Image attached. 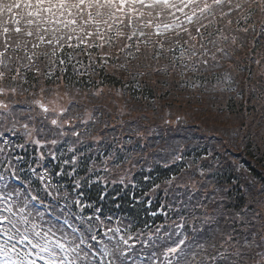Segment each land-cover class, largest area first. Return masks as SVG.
<instances>
[{"label":"trees","instance_id":"16d2710c","mask_svg":"<svg viewBox=\"0 0 264 264\" xmlns=\"http://www.w3.org/2000/svg\"><path fill=\"white\" fill-rule=\"evenodd\" d=\"M236 29H239V25H237ZM50 31V33H54L53 29ZM214 34L215 33H212V35ZM238 44H244L245 47H247L246 42L242 38L239 42L237 41L235 45L230 44V49L227 48L229 52L227 54L229 57L231 53H233V55L230 59L231 61L228 60V62L233 63L237 73H247L248 79L245 80V84L250 87L253 92H256L254 95L259 97L264 93V72L253 71V69H258L259 67L254 64L255 60H260L261 63H264V47H261L260 44H255L251 51H245L244 48L237 47ZM73 45L76 49L74 53L80 55L79 57L82 62L91 66L89 68L87 67L86 73L80 75L76 74L72 63L69 64L71 65L70 67L67 65L64 69L60 67L61 64L57 63L54 71L47 73L46 69H44L38 73L39 76L32 71H25L23 73L26 78L24 83H27V85L19 83L17 87H20L22 90L34 87L35 91H39L40 93L42 90L46 91L49 89L51 85L60 86L61 84H64L66 89L76 92L74 94L76 95L77 100H80V106L83 108H89V106L92 105L93 108H91V110L102 114V117L104 118L102 125L104 128L110 126L108 134L126 135L130 144L132 142L134 143L135 150L140 149L143 134H139L138 132L133 133L131 127L127 126L128 122L137 121L139 122L137 123L138 126L146 129H148L152 123L158 124L161 129H169L171 124H165L164 120L160 119L161 114L165 115L170 112L167 110L170 108L168 106L169 104L165 103L169 98L175 97L176 102H179L177 100L179 99L178 96L184 94L185 96H182V98L187 99V102H192L189 100L192 98L197 99L195 103H200L202 99L200 97L203 95L201 89L204 87L213 88L217 82H226L225 78H227V82L226 85L223 86L226 88H231L233 86L238 87L236 84L238 76L235 75L232 70L221 72L217 69V66L220 65H223L224 67V62L226 61L224 57H219L218 60H215V62L219 61L216 63L218 65H215L211 71L199 70L197 63H195L193 65L192 73L187 75L183 71L182 65L184 63L182 60L181 63L179 61L182 59V55L180 56V59H175L174 57L178 55L175 46L169 50V55H166L167 58L163 60L160 67H152L145 62H140L137 65L136 62L129 59V63H131L130 67L127 65V68L125 69L123 68L124 65H118V59L120 57L114 55L110 56L111 65L109 68L104 66L100 67V62L98 60H88V57L84 56L83 39L75 41ZM66 50L68 51V49L65 48L63 54L67 55ZM161 53L162 50L156 49V51L153 52V58L163 56L164 54ZM63 54H58V56L60 57ZM64 71H66L65 74ZM33 81H35V83H33ZM249 81L251 83H249ZM219 95L222 96L221 94ZM218 98L221 99V97ZM160 106H163L162 113L157 112V108ZM227 110H229V112H237L238 110L242 111V108L233 104L231 100H229L226 107L221 104L219 112H227ZM158 125H156V127ZM145 135L149 136L147 132H145ZM254 137L253 131H250L239 141L238 146L244 149L246 148L247 155L251 156L257 164L264 167V148L260 146L264 145V139L260 138L259 141L254 143ZM106 138H108V135ZM231 145H233V142ZM146 146L148 150L150 147V138L146 143ZM85 153H87V149L85 150ZM245 161L246 157L242 158V162L244 163ZM59 170L60 167L57 166L52 173L55 174ZM250 171L254 173L252 169ZM213 174H215L214 178L216 182L223 187L222 189L224 191L231 189V193L228 195L227 199V207L231 209H240L241 206L244 205V198L238 187H235L234 189L231 184L233 181L231 180L233 177V180H238L239 177L241 180L244 176L235 173L232 167H227L225 171L221 168H217L214 170ZM159 175L160 176L156 177V180L162 178L161 173ZM261 176L262 174L258 175V177ZM108 184V187L103 188L99 184H88L87 181L83 180L80 183V194L82 196L80 197V203L78 205L80 207L88 206V203L91 201L99 206L97 202L103 203V201L101 202L100 197L106 192L104 196L108 199L109 203H111V207L114 205L113 199L115 198L113 195H122L124 205L127 204L126 207L129 208L128 205L130 203L127 202H129L131 194L130 189L121 191L118 187L111 188L112 183ZM67 188L72 190L70 185H67ZM70 190L68 191L70 192ZM80 194L77 193L75 196L79 197ZM67 205L70 206L67 215H70L71 220L72 218L74 221H78L77 219H81V217L87 218L82 215L80 217V214L76 209V200ZM82 213L84 215V211H82ZM127 213L133 221L141 220V217L145 214L137 212V210H128ZM63 216L66 215L64 214ZM143 218H145V216Z\"/></svg>","mask_w":264,"mask_h":264},{"label":"clouds","instance_id":"9594fccd","mask_svg":"<svg viewBox=\"0 0 264 264\" xmlns=\"http://www.w3.org/2000/svg\"><path fill=\"white\" fill-rule=\"evenodd\" d=\"M143 11L152 14L150 19L154 25L156 23L168 25L166 35L162 34L158 40L153 35L154 42L161 47L165 46V41H172L174 36L179 37L181 32L187 37L184 41L187 43L188 39H192L196 34L190 29L211 27L216 23L223 24L226 29L229 27L236 29L239 25L238 30L247 47L244 44H238L237 47L244 48L245 51H251L255 44L264 47V0H168L167 4L145 7ZM145 19L149 17L145 16ZM254 64L259 67L254 68L253 71L264 72V63L255 60ZM229 70L238 76L236 81L238 87L221 89L224 92L221 97L222 106L226 107L231 100L233 104L242 108L246 115L259 113L264 117V93L259 97L254 95L251 88L245 84V80L248 79L247 73H237L233 63L225 61L220 71ZM225 79L227 82V78ZM103 134L102 132L101 135ZM0 171L10 176L6 186L0 188V207L4 209L2 216L6 226L10 225L19 232L22 239H27L33 246H40L46 240L54 241L57 245L62 241L65 242L63 245L71 249V264H98L101 249H108L115 262L116 258L125 251L123 244L118 241H101L95 244L91 242L94 237L81 238L80 234H67L56 210L52 207L45 208L46 201L32 190V185L28 183L24 173L18 171L14 165L6 166ZM104 171L115 170L105 168ZM193 243L194 241L183 240L175 244H165L157 249V254L167 257L170 253H174L177 264H182L181 258L191 249ZM196 248L199 250V255L194 257L193 264H197L201 258L204 261L209 260L212 252L215 251L206 248L202 243L196 244ZM53 254L59 264H65L67 257L55 250ZM104 259L106 261L108 257L105 256Z\"/></svg>","mask_w":264,"mask_h":264},{"label":"rangeland","instance_id":"374dc122","mask_svg":"<svg viewBox=\"0 0 264 264\" xmlns=\"http://www.w3.org/2000/svg\"><path fill=\"white\" fill-rule=\"evenodd\" d=\"M36 1H37V6H42L43 3L45 2L46 6H48L52 10L51 14L53 15H60L66 19H73L76 15L79 14V13L75 14V10L79 7L78 5H80L81 1L83 0H75L76 2H78L77 4L76 2H72L68 0H35V2ZM73 4L77 5L75 9L71 8L73 7ZM102 4L105 7L99 6V4L98 5L94 4L93 9H91L94 10L93 16H90L91 10H89L87 13L86 10L84 11L83 8L79 7V10L83 12L82 14L79 15H81V17L84 16L86 17L85 18L86 25H88V29L90 30L89 34H91L92 36V40L89 41L90 47H92L93 39L98 37V39L101 41L99 45L101 49L104 50L108 49L114 52V46H111L110 43L111 42L116 43L117 40L115 37L116 34L119 33L118 30V25H120L119 22L127 17H124V14L121 12V10L118 9V7H116L111 2H102ZM222 25L223 24H221L220 26ZM119 29L122 30L121 25ZM101 49L99 50L100 53L102 51ZM137 52L141 56L144 55V53L142 54L140 50H137ZM112 54L114 55L115 53H111V54L106 53L105 55L91 54L90 57L93 59V61L98 60L100 62L99 63L100 67L104 66L109 68V65L111 64L110 56H112ZM123 60L126 61L125 58ZM182 96L185 95L182 94ZM182 96L180 95L178 96L179 99L177 100L179 102H176L175 97H171L165 102L166 104H169L168 106L170 108H168L167 110L170 111L169 113L172 116L171 119H173V121L177 117H186L187 119L193 118L195 122H198L193 124H198V125L203 124L204 126L209 128L218 127V129L220 130H231L232 127L243 124L247 126L246 129L243 130L244 132H249L250 129H252L253 131L259 132L264 139V122L263 121L260 123L255 122L251 124V122L249 121L252 119L255 120L258 119L257 118V116L259 115L258 113H250L247 115L248 118L244 117V115L238 116L237 115L238 113L236 112H233V115H230L229 113H220L218 109L221 106V104H218V102L211 108L209 104L210 102L207 100H203L200 103H195L196 100L190 98L192 102L189 103L187 102L188 100L182 98ZM60 107L59 105H56L58 111H60L61 109ZM162 107L163 106L158 107L157 112L162 113L163 112ZM230 135L231 137H235L234 136L235 134H230Z\"/></svg>","mask_w":264,"mask_h":264},{"label":"snow or ice","instance_id":"6c2138e0","mask_svg":"<svg viewBox=\"0 0 264 264\" xmlns=\"http://www.w3.org/2000/svg\"><path fill=\"white\" fill-rule=\"evenodd\" d=\"M4 209L2 207H0V233L3 232L4 230V226H5V221L3 219L2 213H3ZM21 243H27L30 244L29 241L27 239H23L21 241ZM55 244L54 241H50V240H46V242L40 246H33L32 244L31 247L29 248V255H32V249L36 248L37 252L36 255L38 256V258L40 259H44L43 256H40V253H44L47 252L49 253V256L51 257V259H45V264H59V261H57L55 259V256L53 254V245ZM59 251L64 252L65 256L67 257V253L71 251V249L66 248L64 245H60L59 247ZM68 259V264H71V258L67 257ZM0 264H2V262H0Z\"/></svg>","mask_w":264,"mask_h":264}]
</instances>
